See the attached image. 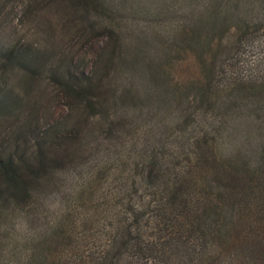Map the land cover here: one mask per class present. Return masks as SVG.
Listing matches in <instances>:
<instances>
[{"label": "trees", "instance_id": "obj_1", "mask_svg": "<svg viewBox=\"0 0 264 264\" xmlns=\"http://www.w3.org/2000/svg\"><path fill=\"white\" fill-rule=\"evenodd\" d=\"M71 2L94 8L88 31L105 36L102 68L57 62L75 119L56 118L36 139L27 126L0 148V264H264V23L238 14L232 26L189 23L201 75L167 86L180 39L166 48L155 29L113 23L103 0ZM11 104L0 88V108ZM24 132L30 149L17 142ZM68 173L76 203L56 212L45 192L62 190ZM76 208L87 234L72 231Z\"/></svg>", "mask_w": 264, "mask_h": 264}, {"label": "rangeland", "instance_id": "obj_2", "mask_svg": "<svg viewBox=\"0 0 264 264\" xmlns=\"http://www.w3.org/2000/svg\"><path fill=\"white\" fill-rule=\"evenodd\" d=\"M103 2L107 5L113 23H135V26L139 23L150 27L149 31L155 29L159 34L162 33L161 38L164 39L162 42L166 48L168 45L171 46L173 41L181 40V43L174 45L172 57L166 63L169 75L167 86L174 85L177 81L183 84L190 78H199L201 75L197 56L198 46L194 44L192 38L196 33L194 37L198 43L200 31L194 29L195 26L190 27L189 23H231L232 26V23H235L234 15L237 14L246 15L251 23H264V0H103ZM93 18L94 8H86L82 2L0 0V88L8 92L9 99L13 102L8 107L0 108V148L4 149L5 146L12 144L15 135L23 128L26 131L27 126H33L30 136L36 139L37 131L43 128L55 130L56 127L53 126L56 118L63 122H73L75 115L73 112L69 114L71 111L66 106L71 99L55 85L53 69H56L57 62L62 64L72 62L71 67L74 71L83 68L87 70L95 68V71H100L102 68L100 47L105 43V36L99 34L101 30L88 31ZM203 30L205 31V27ZM230 30L229 27L223 39L229 38ZM211 32L207 30L206 36H213L216 40L218 33ZM186 36L190 38V42L183 40ZM16 48L29 50V55L34 57L33 60L25 58L19 63L2 55L4 50ZM256 54V49H250L246 56L251 59ZM162 56L160 51L155 54L156 60L157 57H164ZM183 104L174 101L173 106ZM62 126L63 123L59 128ZM27 135L24 132V137L18 138L17 142L20 147L30 149V142L26 141ZM175 135L168 134L166 141L176 143L178 138ZM69 177L68 173L63 182L64 188L59 192L55 187L45 192L49 208L56 212H59L62 206L69 207L76 203L72 202L74 198L68 189ZM126 193H129V190L124 191V194ZM112 201L113 198H110L106 203L103 224L101 220L96 228L98 230L95 231L96 242H101L104 235L102 233H105L111 222ZM97 202L99 200H95L94 203ZM50 214L49 212L48 215ZM68 215L69 221L74 219L78 224L76 226L70 224L72 231L79 233L84 231L87 234L88 230H84V224L82 222L79 224V209L76 208Z\"/></svg>", "mask_w": 264, "mask_h": 264}]
</instances>
